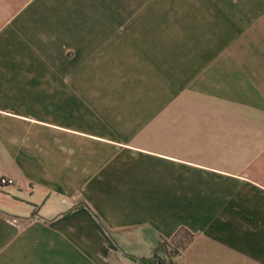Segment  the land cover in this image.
<instances>
[{"label":"crops","instance_id":"obj_1","mask_svg":"<svg viewBox=\"0 0 264 264\" xmlns=\"http://www.w3.org/2000/svg\"><path fill=\"white\" fill-rule=\"evenodd\" d=\"M0 176V264H264V0H0Z\"/></svg>","mask_w":264,"mask_h":264},{"label":"trees","instance_id":"obj_2","mask_svg":"<svg viewBox=\"0 0 264 264\" xmlns=\"http://www.w3.org/2000/svg\"><path fill=\"white\" fill-rule=\"evenodd\" d=\"M171 252V249H168V253L164 257L154 253L150 257H139L137 260L139 264H143L147 261H154L156 264H172V261L169 258Z\"/></svg>","mask_w":264,"mask_h":264},{"label":"built area","instance_id":"obj_3","mask_svg":"<svg viewBox=\"0 0 264 264\" xmlns=\"http://www.w3.org/2000/svg\"><path fill=\"white\" fill-rule=\"evenodd\" d=\"M12 184V179L6 176H0V187Z\"/></svg>","mask_w":264,"mask_h":264}]
</instances>
